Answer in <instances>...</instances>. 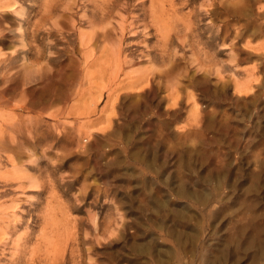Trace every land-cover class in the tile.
<instances>
[{"label": "rangeland", "instance_id": "1", "mask_svg": "<svg viewBox=\"0 0 264 264\" xmlns=\"http://www.w3.org/2000/svg\"><path fill=\"white\" fill-rule=\"evenodd\" d=\"M0 178V264H264V0H0Z\"/></svg>", "mask_w": 264, "mask_h": 264}, {"label": "bare ground", "instance_id": "2", "mask_svg": "<svg viewBox=\"0 0 264 264\" xmlns=\"http://www.w3.org/2000/svg\"><path fill=\"white\" fill-rule=\"evenodd\" d=\"M12 138L14 139L13 136ZM8 182L9 180H4L3 178H0V188H2L3 185H5V183L7 184ZM17 187H20V185H18ZM8 192L9 191H7V189L0 190V197L3 198L5 196H8ZM23 210L24 209L22 207L18 206L17 200L13 198L9 200L6 206L0 205V254L4 255L5 252L9 249V247H12L13 249L18 251V254H15L14 256V262L16 263L19 261L20 249L23 251L28 242L27 239L23 238L22 240L19 236L20 227L24 223L22 218V215L24 213ZM2 255H0V260Z\"/></svg>", "mask_w": 264, "mask_h": 264}]
</instances>
